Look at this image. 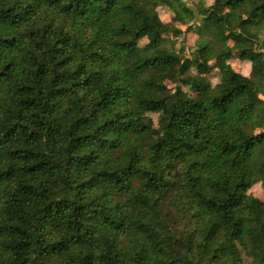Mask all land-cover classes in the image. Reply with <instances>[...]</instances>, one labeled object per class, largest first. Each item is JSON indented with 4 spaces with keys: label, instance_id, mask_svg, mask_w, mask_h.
Returning a JSON list of instances; mask_svg holds the SVG:
<instances>
[{
    "label": "trees",
    "instance_id": "1",
    "mask_svg": "<svg viewBox=\"0 0 264 264\" xmlns=\"http://www.w3.org/2000/svg\"><path fill=\"white\" fill-rule=\"evenodd\" d=\"M263 96L264 0H0V264H264Z\"/></svg>",
    "mask_w": 264,
    "mask_h": 264
},
{
    "label": "rangeland",
    "instance_id": "2",
    "mask_svg": "<svg viewBox=\"0 0 264 264\" xmlns=\"http://www.w3.org/2000/svg\"><path fill=\"white\" fill-rule=\"evenodd\" d=\"M186 1V3L193 8L194 4L197 3L198 0H184ZM212 0H205L206 4L207 3H210ZM159 11L161 13V18L164 20V21H167L169 20V13H168V10L164 7H159ZM197 38V35L189 32L187 33L184 37L182 38H178V39H173L172 37H166L165 39L170 41V42H174L175 44L177 43H182L184 42L186 47L188 48H191L192 44L194 43V41L196 40ZM143 41H141L142 43ZM229 63L232 64V66L242 72L243 74H246L248 73L249 69H248V65L245 61H241L239 60V58L237 57H234L232 59L229 60ZM218 69H214L212 74H211V77H212V83L215 84L216 82H218V79H219V76H218ZM264 97V96H263ZM263 112H264V109H263ZM249 193H251L252 195L258 197L260 200H262L264 202V190L263 188L261 187V184L260 183H257L255 185H253L251 187V189L249 190Z\"/></svg>",
    "mask_w": 264,
    "mask_h": 264
}]
</instances>
